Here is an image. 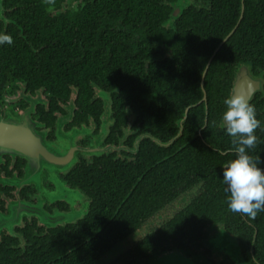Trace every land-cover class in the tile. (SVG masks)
Masks as SVG:
<instances>
[{
	"label": "flooded vegetation",
	"instance_id": "obj_1",
	"mask_svg": "<svg viewBox=\"0 0 264 264\" xmlns=\"http://www.w3.org/2000/svg\"><path fill=\"white\" fill-rule=\"evenodd\" d=\"M116 1L108 0L107 3L110 4L102 6L109 7ZM162 1L161 8L166 11L171 10L168 17L161 21L162 24L157 26L158 29L154 26H152L153 29L149 28L150 25H145L144 21L141 22L142 20L138 19L125 22L120 17L127 5L122 3L112 5L116 8L113 13L109 9H104L103 13H92L100 4V0H52L51 3L43 0L40 6L46 14L51 16H68L74 19L82 17L85 13L86 16L95 17L97 22L94 20L87 22L89 26L87 31L90 34H115L119 36L121 45H130L135 51L152 50L158 59L168 56L174 60L178 54L181 57L182 53L177 52L167 42L160 43L156 33L160 31L179 34L176 27L177 21L186 11L194 13L201 22L211 18L212 11L215 22L223 21V17L214 13V8L217 2L221 3L224 0ZM235 1L228 0L234 8ZM245 1L240 0L241 14L229 35L238 23L240 25L244 17ZM249 1L255 3L248 8L249 16L252 18L247 23L246 37L254 39L255 42L264 43V0ZM6 11L3 4L0 19H6L4 17ZM112 15L118 18H112ZM234 17L233 14L230 18L234 19ZM7 21L9 20H5L6 23ZM225 39L220 44L221 47ZM98 42L99 46L91 49L94 56L102 49V46L108 44V41L103 38H100ZM220 46L218 48H221ZM44 48L45 46H42L41 50ZM81 49L85 53L86 48L81 47ZM63 55H66L65 58L71 60L73 64L80 63V60L84 58L79 56L74 45ZM244 67L252 79L261 81V89L253 95L250 100L252 103L258 95L264 96L262 68L257 74L251 62L238 64L233 71L232 84H228L225 79L222 85L223 88L230 85L227 97L230 93L234 94L238 75ZM203 79L201 85L204 97L197 105L207 102ZM7 81L0 89V123H3L8 131H16L13 140L18 145L22 141L18 138L23 139L22 143L28 138L35 139L38 156L44 154L42 142L44 139L51 143H62L64 138L69 136L72 144L55 149L52 161L40 157L37 165L31 163L32 156L26 154L21 148L14 151L11 147H0V250L14 251V257L6 251L0 264H17L19 261H23L22 264H54L51 259L35 261L29 252L48 249L50 248L48 245L58 242L60 237L78 235L77 233L80 234L83 230L92 229L89 226H94L95 235L105 236V232L111 234L117 232V228L114 229L113 220H119L121 211L119 209L113 211L112 207L107 210L102 203H105L104 199L106 202L111 200L112 203L114 195L119 203L120 199L115 189L107 191L103 188L101 176L103 173L107 176L114 175L115 166L121 169L119 161L135 160L139 151L136 148L144 140L150 139L152 143L165 147L164 149L172 147L182 137L184 124L188 118V109L184 117L177 122L180 127L178 133L170 141L161 143L150 133L143 132L138 122V114H132L129 111L125 125L119 123V118H115L113 113L112 95L97 86L92 88L93 97L101 102L103 109L98 118L81 107L78 102L80 93L77 86L70 87V98L58 100V103H55L57 109L54 110L51 106L53 98L44 88L31 92L23 80L9 79ZM223 96L224 93H221V97ZM220 101L221 99L216 100L217 103ZM205 109H208L207 106ZM207 124L206 121L204 127ZM262 132L263 130L257 131L255 135L262 138ZM128 139H134V149L130 148ZM8 141L10 142L11 139L8 138ZM213 151L222 152L217 148ZM228 152L234 153L232 149ZM214 158L211 159L214 160ZM195 166L198 169L196 173H193L191 169L188 171L190 181L176 180L171 190L166 186H156L161 182L150 179L148 184H153V187L147 192L149 197L141 201L143 205L137 207L138 210L134 207L133 211L138 223H134L130 230L131 236L122 240L111 254H106L96 264H154L158 259L168 255L183 256L196 264H264V211L259 212L255 220H251L242 213H226L225 209H221V212L217 210L215 214L211 213L212 222L206 225L205 229L200 228L201 223L198 221L195 224H189L183 216L187 209L192 216L191 205L198 199L203 202H209L211 199L218 202L223 199L225 203H228L229 192L225 190L227 186L223 183V179L218 181L217 179H206L207 181L203 178L196 179L211 176L202 174L201 170L214 167L215 170L221 168L223 172L224 165L196 164ZM261 168L264 169V166ZM210 172L211 177H219L221 174ZM185 175L183 174L182 178ZM104 195H106L105 198H103ZM179 215L182 221L181 225L177 226L173 221ZM172 234L178 235L182 240L179 248L166 247L170 243L165 240V237ZM192 237H196V242ZM92 245L97 246L94 242ZM103 245H105L104 240ZM188 245L191 246L190 249L187 248Z\"/></svg>",
	"mask_w": 264,
	"mask_h": 264
},
{
	"label": "trees",
	"instance_id": "obj_2",
	"mask_svg": "<svg viewBox=\"0 0 264 264\" xmlns=\"http://www.w3.org/2000/svg\"><path fill=\"white\" fill-rule=\"evenodd\" d=\"M236 1L235 8L228 0L216 3L214 13L223 17L221 22L214 21L212 11L211 18L204 19L203 22L191 11H186L177 21L179 34L157 31L156 36L160 43L167 42L177 52L182 53L181 57L178 54L174 60L168 56L158 59L152 50L139 49L137 52L130 45H121L119 36L115 34H90L87 31V22H97V19L86 16L85 13L74 19L68 16L56 17L45 13L40 6L43 0L4 1L7 9L4 17L11 23L0 19V33L11 35L14 43L10 46L6 43L0 45V89L9 79L23 80L31 92L44 88L53 98L54 104L51 106L55 110V103L64 98L69 99L70 87L77 86L81 107L98 118L103 109L101 102L93 97L92 88L97 86L112 95L113 113L115 118H119V123L125 125L129 111L138 114V122L143 132L150 133L161 143L170 141L178 133L180 127L177 122L188 109L182 137L172 147L164 149L165 147L152 143L150 139L144 140L136 148L139 151L135 160L119 161L121 169L113 164L116 169L114 175L107 176L103 173L101 176L103 188L107 191L115 189L120 199L119 203L114 195L112 203L111 200L106 202V199L102 203L107 210L112 207L113 211H121L119 220H113L117 232H105V236L95 235L94 226H89L92 229L83 230L78 235L60 237L58 242L50 243L48 249L29 252L35 261L51 259L54 264H96L106 254H111L122 240L131 236L130 230L134 223H138L133 210L134 207L138 210L137 207L143 205L141 201L149 197L147 192L153 187V184H148L150 179L161 182L156 186H166L171 190L176 180L190 181L188 171L191 169L196 173V164L223 166L227 161L236 158L235 153L228 152L232 149V143L222 124V115L226 111L223 101L227 97L233 71L238 64L251 62L257 74L261 68L264 70V43L246 37L247 23L252 18L248 8L255 2L245 1L246 11L238 29L220 46L241 14L240 0L237 3ZM107 2L108 0H100L92 13H103L104 9L113 13L116 8L112 5L122 3L127 5L120 17L125 22L138 19L144 21L145 25H150L149 28L154 26L156 29L171 10L161 8L162 0H117L109 7L102 6L110 4ZM233 14L234 19L230 18ZM112 16L114 19L118 18ZM100 38L108 41V44L102 46L94 56L91 49L99 46ZM72 45L76 47L79 56L84 57L80 63L73 64L63 55L72 49ZM42 46H45L43 50ZM80 46L86 48L85 53ZM219 46L221 48L205 74L209 60ZM202 78L207 102L197 105L204 97ZM225 79L230 84L227 88L222 85ZM221 93H224L223 97ZM218 99H221L219 103L216 102ZM251 104L255 105L257 119L263 126L264 96L258 95ZM205 120L208 124L204 127ZM257 131L261 129L258 128L254 135ZM262 135V138L257 136L260 142L254 150H249V154L260 156L264 161V130ZM133 140H127L130 148H133ZM214 148L224 153L214 152ZM212 157H215L214 160ZM259 166L263 167L264 163ZM210 171L221 174L219 177H211ZM200 172L211 176L196 179H223L221 168L215 170L213 167ZM183 174L186 175L182 178ZM105 197L106 195L103 196ZM224 201L220 199L214 202L211 199L203 202L198 199L191 205L192 216L188 209L183 216L189 224L198 221L201 223L200 228L205 229L212 222L211 213L215 214L217 210L221 212V209H225L226 213L231 212L228 203ZM181 221L179 215L173 223L180 226ZM165 238L170 243L166 246L168 249L179 248L182 241L178 235L173 234ZM192 239L196 242V237ZM103 240L105 245L102 246ZM93 242L97 246L92 245ZM187 248L190 249L191 246L188 245ZM6 251L14 257V251L2 249L0 262Z\"/></svg>",
	"mask_w": 264,
	"mask_h": 264
},
{
	"label": "clouds",
	"instance_id": "obj_3",
	"mask_svg": "<svg viewBox=\"0 0 264 264\" xmlns=\"http://www.w3.org/2000/svg\"><path fill=\"white\" fill-rule=\"evenodd\" d=\"M5 43L12 45L13 38L0 33V45ZM223 103L226 111L222 115V124L231 137L236 157L222 168L223 183L227 186L225 190L230 193L228 208L233 213H242L255 220L258 213L264 211V169L259 166L264 161L260 156L250 155L249 150H254L260 142L254 135L255 131L264 128L257 119L255 105L246 97L230 93Z\"/></svg>",
	"mask_w": 264,
	"mask_h": 264
},
{
	"label": "water",
	"instance_id": "obj_4",
	"mask_svg": "<svg viewBox=\"0 0 264 264\" xmlns=\"http://www.w3.org/2000/svg\"><path fill=\"white\" fill-rule=\"evenodd\" d=\"M5 0H0V18H1V13L3 10V4H4ZM175 17L177 15H174ZM238 25L236 26V28L232 31V33L225 39V42L232 36V34L236 31ZM224 42V43H225ZM220 50V48H218L213 56L211 57L208 65H207V70L210 68V64L212 63L214 57L217 55L218 51ZM261 89V81H256L254 79H252V77L247 73V69L246 67L242 68L241 74L238 75L236 84H235V95H241L246 97L249 102L252 99L253 95L259 91ZM16 131L15 130H7L5 129L3 123H0V147H11L12 149H14V151L16 149H20L25 151L26 154H29L30 156H32V160L31 163L36 164L38 163L37 160L41 157V158H47L50 159V161L54 160V153L53 151H55V149H59L61 146L59 144V142L56 143H51L49 141H47L46 139L42 140L43 142V147H44V154H40V155H36V148H37V142L35 139H25L24 143L22 138H18V140H22L21 143L18 145L13 139L15 137ZM8 138L11 139V141H8ZM62 137H60L61 139ZM65 139V138H64ZM39 141H38V145H39ZM72 144V143H71ZM51 150H49V149ZM45 152L47 154H45ZM40 160V159H39ZM49 162V161H48ZM37 165V164H36ZM162 264H196L194 261L185 258L183 256H179V257H175L172 256L171 259L163 261Z\"/></svg>",
	"mask_w": 264,
	"mask_h": 264
},
{
	"label": "rangeland",
	"instance_id": "obj_5",
	"mask_svg": "<svg viewBox=\"0 0 264 264\" xmlns=\"http://www.w3.org/2000/svg\"><path fill=\"white\" fill-rule=\"evenodd\" d=\"M71 143L69 136L65 138L62 143H59L61 147H67ZM179 257V256H175ZM172 258V255L163 257V259H158L154 264H162L163 261L169 260Z\"/></svg>",
	"mask_w": 264,
	"mask_h": 264
}]
</instances>
